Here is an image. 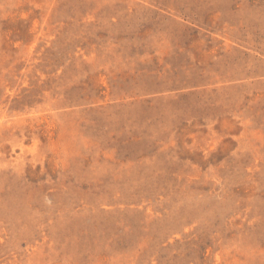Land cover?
<instances>
[{"label": "rangeland", "instance_id": "1", "mask_svg": "<svg viewBox=\"0 0 264 264\" xmlns=\"http://www.w3.org/2000/svg\"><path fill=\"white\" fill-rule=\"evenodd\" d=\"M0 264H264V0H0Z\"/></svg>", "mask_w": 264, "mask_h": 264}]
</instances>
